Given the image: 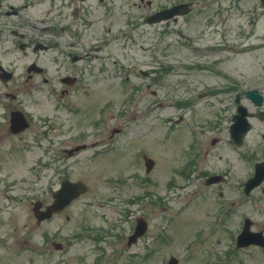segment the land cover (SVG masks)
<instances>
[{
	"label": "rangeland",
	"instance_id": "374dc122",
	"mask_svg": "<svg viewBox=\"0 0 264 264\" xmlns=\"http://www.w3.org/2000/svg\"><path fill=\"white\" fill-rule=\"evenodd\" d=\"M152 1L154 5L148 12L157 8L158 2L165 3V0ZM138 2L88 0L64 8L67 2L44 0L35 9L38 16H43L44 10L53 7L54 12L67 13L68 20L75 4L83 7L80 27L85 34L84 50L91 54L105 52L106 72L87 76L84 89H80L72 102L77 112L58 107L59 97L48 93L47 87L36 91L35 104L30 108L35 109L39 117L47 115L50 140L40 136L38 128L24 137L10 136L1 140L0 264H167L171 256L179 259L178 264H264V250L250 246L238 252L233 245L236 233L241 231L240 212L229 214L226 222L224 213L221 215L219 192L224 191L228 196L237 194L232 187L236 182L230 177L227 183L204 184L206 175L223 172L220 155L228 149L222 142L212 144L214 137L220 140L224 137L220 124L225 123V113L217 101L222 95L199 101L191 112L193 107H178L173 104L176 98L168 96L175 92L172 84L185 77L178 76L176 69L164 74L163 94L154 95L153 89L145 87L151 83L153 75L146 77L142 70L150 71L152 65L157 66L153 59L161 60L168 42L177 39L168 30L195 33L204 26H134L130 23H138L137 19L145 12V5L140 7ZM187 23L192 22L188 20ZM229 23L231 40L235 42L237 23ZM122 31L129 37L121 34ZM260 33L264 34V23ZM184 52L185 56L178 52L175 57L166 56L165 63L175 64L176 59L190 61L188 57L192 53ZM50 55L47 53L41 59L51 75L59 76ZM223 65L232 73L228 76L234 75L241 80L244 90L255 86L264 94V48L244 53L242 57L234 55ZM122 66L131 72L126 83H123L126 78ZM190 72L186 80L198 84L196 89L201 88L203 82L211 87L226 83L221 74ZM185 91L181 88L176 94L183 98ZM160 97L163 103L158 102L162 100ZM245 104L251 111L257 110L249 99ZM229 109L231 114L233 108ZM179 113L184 115L180 123L167 121L169 116L178 119ZM252 123L245 146L254 152L251 155L258 161L264 159V123L259 119ZM114 128L118 131L112 136ZM190 129L202 131L196 136V151L205 147L208 154L200 165L187 169L185 164L195 151L189 146L193 140ZM36 139L46 147L52 142L49 158H52L53 169L43 178H38L33 170L38 165L37 158L43 154L39 142H33ZM84 142L87 148L82 147L72 157L59 153L60 148ZM25 143L33 148H24ZM144 155L156 162L149 174L145 171ZM55 165H62L72 180L83 181L88 190L51 220L37 225L31 199L43 195L46 202L52 200L49 189L58 188L60 182L59 175L54 174ZM241 165L245 172L246 165L251 164L245 160ZM262 203L260 213H249L258 223L255 228L264 226ZM141 213L145 214L149 225L147 234L127 247L134 216ZM55 243H61L63 248L57 249ZM104 252L107 254L105 260Z\"/></svg>",
	"mask_w": 264,
	"mask_h": 264
},
{
	"label": "flooded vegetation",
	"instance_id": "af4514ba",
	"mask_svg": "<svg viewBox=\"0 0 264 264\" xmlns=\"http://www.w3.org/2000/svg\"><path fill=\"white\" fill-rule=\"evenodd\" d=\"M73 1L84 2L86 0ZM98 1L104 2L105 0ZM179 1L166 0L161 8L181 3ZM189 1L190 6L188 9H190V13L188 15L181 18H172L164 23L169 25L171 23L184 22L187 25L186 21L190 20L192 22L190 24H202L206 33H199L195 39L202 41L198 46L208 48V43L214 45L218 41L220 45H224L230 38L232 39L228 25L230 24L229 22L234 21L237 23V28L236 39H233L236 44H232V47L235 48L233 53L242 57L244 53L255 52L260 49V28H262V23H264V0ZM138 4L140 7L151 5L149 0H139ZM37 5V0H0V142L5 136L23 137L31 131L36 132L37 126L42 129L40 136L48 139L49 120L46 117L47 115H40L39 117L35 109L30 108L35 104L34 95L36 91L41 90L42 86H49L51 90L59 92L65 103L69 104L78 97L80 89H84L86 80L89 79L87 76H94L95 65L91 64L93 60L95 58H98V60L102 59L91 56L90 53L82 54L70 49L71 46L78 47L84 35V32H80L83 16L81 7L76 6L72 11L74 17L78 16L77 22L72 24H67L69 19H66L69 16L63 11L54 12L53 7L44 10L43 16L40 17L42 25L38 28L35 11ZM147 17L148 15H146ZM37 30H39L40 36H38ZM58 30L63 34L71 35L74 41L65 42L64 47L57 50L64 60L60 61L58 57H55V60L59 61L57 64L59 74H62L55 77L49 75L46 70L47 65L41 57L47 53L51 54L58 45V42L53 41V36H57ZM178 34L182 37H187V39L192 38L191 35H184L181 32H178ZM214 48L212 47L209 50L214 51ZM209 56L208 53H205L200 59L204 60L205 57L209 58ZM89 58H92V60H88ZM216 61L214 59L206 61V63L213 64ZM219 67L220 65L216 64L215 67H210V70L219 73L217 70ZM194 68L202 70V68ZM208 68V66L204 67V70H208ZM226 85L228 83H224L221 86L222 91L220 94L222 97L217 99L218 103L223 106L222 112L225 113V123L222 132L224 137L222 140L214 137L212 144L216 145L222 142L228 146L224 155H220L221 165H224L223 172L220 174L222 175L223 183H227L230 177L231 181L236 182V184H232V187L238 193L228 196L224 191H221L224 222L229 219V214L234 215L240 212V229L244 227L245 220L250 218V229L264 234V226L255 228L258 223L255 222L254 216L252 218L249 215V213H260L263 210L262 202H264V196L261 198V195H264V181L253 188L249 194H246V177L254 175L255 165H246L248 170L244 172L241 164L245 162L248 154H253L254 152L245 151V145L237 146L230 137V126L237 107L229 114L228 103L235 102V98L229 96L232 91L230 93L227 88L233 89L235 84ZM207 93L209 96H213L219 91H208ZM241 99L244 100V94L241 95ZM18 111L24 114L25 118L22 121L27 122V126L22 131L15 132L12 128L11 117L13 112ZM37 120L39 123H37ZM198 133L202 134V131H198ZM37 141L39 142V140ZM197 143L198 141L194 145H197ZM199 143H202V141H199ZM197 152L198 150H195L191 156V159L194 158L192 165H196L195 157ZM205 152L208 154V149ZM46 205L45 201H42V208ZM252 246L259 247L261 251L264 250V245Z\"/></svg>",
	"mask_w": 264,
	"mask_h": 264
},
{
	"label": "water",
	"instance_id": "95a60500",
	"mask_svg": "<svg viewBox=\"0 0 264 264\" xmlns=\"http://www.w3.org/2000/svg\"><path fill=\"white\" fill-rule=\"evenodd\" d=\"M248 96L255 101L257 104H262L263 101V96L259 94L258 90H254L252 92L247 93ZM262 114V113H261ZM248 115H250L245 107H240L239 114L235 115V123L232 126L233 127V134L236 138V141H240L242 139V135H244L249 129H250V123L248 122ZM261 116V115H260ZM148 166L149 169L153 166L154 162L152 160H148ZM86 189L85 185L81 182L75 183V184H69L68 186L64 187V190L59 197V203L60 205L54 206V210L61 209L62 206L61 204H67L70 202V200L73 197L78 196L81 192H83ZM67 191V192H66ZM244 235L241 236L243 238ZM178 259L175 257H172L171 260L169 261V264H177Z\"/></svg>",
	"mask_w": 264,
	"mask_h": 264
}]
</instances>
